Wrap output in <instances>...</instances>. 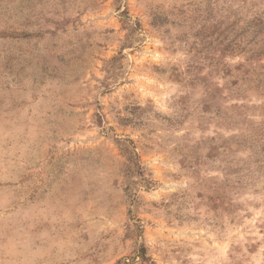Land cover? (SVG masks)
Segmentation results:
<instances>
[{"label": "rangeland", "instance_id": "rangeland-1", "mask_svg": "<svg viewBox=\"0 0 264 264\" xmlns=\"http://www.w3.org/2000/svg\"><path fill=\"white\" fill-rule=\"evenodd\" d=\"M262 47L264 0H0V264H264Z\"/></svg>", "mask_w": 264, "mask_h": 264}, {"label": "trees", "instance_id": "trees-1", "mask_svg": "<svg viewBox=\"0 0 264 264\" xmlns=\"http://www.w3.org/2000/svg\"><path fill=\"white\" fill-rule=\"evenodd\" d=\"M251 26V25H250ZM248 24L247 25H240L238 27V29L236 30V37H240L241 36H245L247 35L248 32ZM253 35L246 37V39H249L250 37H252ZM238 44L235 46V50H237V53L240 55L246 50V44H242L239 43V41H242L241 39H237ZM131 42V41H130ZM248 43V41H247ZM230 46H227V48H229ZM264 47H262L263 49ZM261 50V49H259ZM259 50H255L253 48H249V52H251L249 55H245L244 56V60L247 61H252L254 60V56L258 55L259 53H261V51ZM245 54V53H244ZM243 67L242 62H240L239 64H237L236 68L237 70H241ZM248 70H243L240 71V73L238 72L236 75V79L237 80H244L245 77L248 76ZM118 142H120V155L124 158V161L122 162V167H123V171L125 173V175L127 176H131L132 174H135L137 176H139V180L136 181V179H134L133 181L129 182L128 186H126V188L129 190H131V183L133 185H136L138 183H144V184H148L149 181H147L148 179H146L145 175H144V170L143 167L140 164V160H139V156L137 154V152L134 150V148L132 146L129 145V143L131 142L130 139L127 138H123V139H117ZM135 195V194H134Z\"/></svg>", "mask_w": 264, "mask_h": 264}]
</instances>
